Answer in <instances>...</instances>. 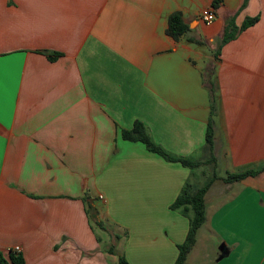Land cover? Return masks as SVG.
<instances>
[{"label": "crops", "instance_id": "0c3cea01", "mask_svg": "<svg viewBox=\"0 0 264 264\" xmlns=\"http://www.w3.org/2000/svg\"><path fill=\"white\" fill-rule=\"evenodd\" d=\"M242 3L0 0V251L6 259L19 245L25 264H118L92 229L84 201L91 196L103 224L116 227V249L130 264H173L188 222L169 205L190 174L203 168L205 175L206 166L166 161L121 131L141 121L170 154L202 159L210 64L217 175L264 167V0ZM210 7L215 20L205 25L200 15ZM174 12L188 26L178 41L165 33ZM252 17L258 22L226 43L215 61L227 22L240 27ZM45 52L60 57L50 61ZM205 209L186 264H264V171L214 180Z\"/></svg>", "mask_w": 264, "mask_h": 264}, {"label": "trees", "instance_id": "16d2710c", "mask_svg": "<svg viewBox=\"0 0 264 264\" xmlns=\"http://www.w3.org/2000/svg\"><path fill=\"white\" fill-rule=\"evenodd\" d=\"M248 0H243L242 8L246 5ZM217 1H214L216 5ZM259 20V17L246 18L240 27H237L233 19H230L223 31L221 39L217 43L216 50L214 52L215 61L219 60L221 48L228 42L234 40L241 32L255 25ZM188 32V26L185 24L182 14L180 12H174L169 15L167 19V28L165 33L168 37L174 41H178L182 36ZM190 42H197L194 40H189ZM198 43V42H197ZM50 61H55L60 54L58 53H44ZM215 63V62H214ZM215 64H210L205 69L204 84L210 91L211 99V116L207 123L205 144L202 148L203 158L199 160H190L183 157H178L170 154L164 150L159 145L155 144L150 136L147 134L144 124L141 121L136 120L131 129H123L121 131V136L125 140L130 141H140L146 148L154 153L160 155L163 159L170 162H179L183 166H186L191 169L198 168L200 166L205 167V174L207 167H210L211 174L203 184L192 183L189 180H186L183 186L181 187L179 193L169 205L171 210H178L181 214L188 218V228L184 240L177 244V255L173 264H186V258L192 247L196 242V234L199 227L204 223L206 218V209H205V195L210 188L211 184L216 179H221L223 182L230 183L234 181H239L247 176H254L260 171H264V167L258 170L249 169L237 173H228L224 177H220L216 173L217 167V158L214 153V126L212 122V115L215 111V91H216V81H215ZM91 196H85L84 201L86 200V213L88 218L98 226L100 229L107 232V227L97 216V208L88 201ZM92 223V226L94 227ZM92 229H95V227ZM116 242L120 238V235L113 234L110 236ZM97 241H101L99 236H96ZM115 242H112L108 247H104L105 250L114 254L117 257L118 264H130L127 258L123 253L118 252L116 249ZM0 263L2 264H25L24 258L20 252H14L9 250L8 259H6L2 252L0 251Z\"/></svg>", "mask_w": 264, "mask_h": 264}, {"label": "rangeland", "instance_id": "374dc122", "mask_svg": "<svg viewBox=\"0 0 264 264\" xmlns=\"http://www.w3.org/2000/svg\"><path fill=\"white\" fill-rule=\"evenodd\" d=\"M200 170H203V168H198V169H195V171H194V173L191 175L190 174V178H191V182L192 183H198V181L199 180H197V177H199V179H200V183L201 184H203L204 182H205V176H207V175H210L211 174V171H210V167H207V171H206V174L205 175H201V173H200ZM200 183H198V184H200ZM206 196V195H205ZM97 198H98V200H102V198L100 199L98 196H97ZM94 200H96L97 201V199H95L94 198ZM100 202L99 201H97V204H99ZM104 209H105V207H104ZM108 209V208H107ZM110 211V210H109ZM184 216V215H183ZM187 221H186V223L188 222V218L185 216L184 217ZM93 223V222H92ZM108 224H109V222H108ZM111 225H112V223H110ZM93 225H94V223H93ZM187 225V224H186ZM94 227H95V230L98 232V234H100L101 236H103V238L104 239H106L104 242H105V244H104V242H103V245H105V247H108L112 242H115L114 241V239L112 238V237H110V236H112L113 235V233H114V228L116 229V227L114 226V228L112 227V226H107V224H106V227H108L107 228V232L106 231H104V230H101L98 226H96V225H94ZM118 228V227H117ZM123 233H125V232H123ZM101 244H102V242H101Z\"/></svg>", "mask_w": 264, "mask_h": 264}, {"label": "built area", "instance_id": "2783aa9c", "mask_svg": "<svg viewBox=\"0 0 264 264\" xmlns=\"http://www.w3.org/2000/svg\"><path fill=\"white\" fill-rule=\"evenodd\" d=\"M200 19L201 21L205 24V25H210L212 24V22L215 20V11L213 7L208 8L206 11H204L201 15H200ZM98 197L101 199L103 198V196L101 194L98 195ZM9 250H13L14 252H20L21 248L19 245H15L12 248H10ZM8 250V251H9Z\"/></svg>", "mask_w": 264, "mask_h": 264}]
</instances>
